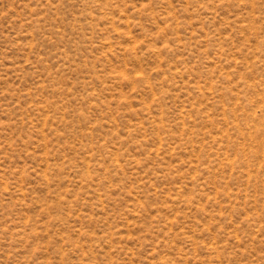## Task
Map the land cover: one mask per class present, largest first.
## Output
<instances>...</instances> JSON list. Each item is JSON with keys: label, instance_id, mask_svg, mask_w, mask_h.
I'll list each match as a JSON object with an SVG mask.
<instances>
[{"label": "rangeland", "instance_id": "rangeland-1", "mask_svg": "<svg viewBox=\"0 0 264 264\" xmlns=\"http://www.w3.org/2000/svg\"><path fill=\"white\" fill-rule=\"evenodd\" d=\"M0 264H264V0H0Z\"/></svg>", "mask_w": 264, "mask_h": 264}]
</instances>
